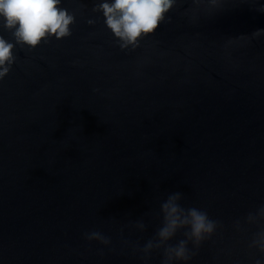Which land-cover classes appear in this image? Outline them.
Instances as JSON below:
<instances>
[{
    "label": "water",
    "instance_id": "95a60500",
    "mask_svg": "<svg viewBox=\"0 0 264 264\" xmlns=\"http://www.w3.org/2000/svg\"><path fill=\"white\" fill-rule=\"evenodd\" d=\"M98 2L63 0L71 34L17 45L0 80V264H142L131 245L177 191L221 223L192 264H251L256 229L233 224L264 204V0H223L198 23L185 2L128 50Z\"/></svg>",
    "mask_w": 264,
    "mask_h": 264
},
{
    "label": "clouds",
    "instance_id": "9594fccd",
    "mask_svg": "<svg viewBox=\"0 0 264 264\" xmlns=\"http://www.w3.org/2000/svg\"><path fill=\"white\" fill-rule=\"evenodd\" d=\"M185 2L189 6L184 15L192 23H198L202 14L212 16L223 6V0H99L92 10L101 13L117 46L128 50L139 47L143 39L154 35L166 21L171 22L170 11ZM257 10L264 12V5ZM74 22L75 15L63 6V0H0V28L13 37L10 41L0 35V80L15 64L17 45L34 49L49 38L67 37ZM88 23L93 24L94 20L89 19ZM255 33H264V30ZM183 199L179 191L167 194L159 205V224L154 235L142 246L131 245L142 264H149L154 252L160 253V264H192L203 242L221 226L206 210L185 207ZM131 226L141 233L147 227L143 219L134 220ZM245 226L255 227L248 248L260 254L251 264H264V204L249 212L243 223L237 219L233 224L236 232L245 231ZM85 239L106 246L111 244V239L99 231L86 233ZM123 243L129 245L127 240Z\"/></svg>",
    "mask_w": 264,
    "mask_h": 264
}]
</instances>
